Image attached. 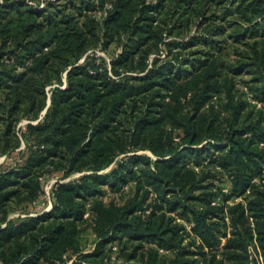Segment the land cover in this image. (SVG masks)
<instances>
[{
	"label": "trees",
	"instance_id": "obj_1",
	"mask_svg": "<svg viewBox=\"0 0 264 264\" xmlns=\"http://www.w3.org/2000/svg\"><path fill=\"white\" fill-rule=\"evenodd\" d=\"M24 117L0 264H264V0H0V156Z\"/></svg>",
	"mask_w": 264,
	"mask_h": 264
},
{
	"label": "rangeland",
	"instance_id": "obj_2",
	"mask_svg": "<svg viewBox=\"0 0 264 264\" xmlns=\"http://www.w3.org/2000/svg\"><path fill=\"white\" fill-rule=\"evenodd\" d=\"M108 6H111V4L108 3ZM105 10L106 9L97 10V11L93 12V14L96 15L97 19H102L103 17L106 16ZM90 52L92 54H96L98 56H104L108 61H110L112 53L118 52V47L114 43V44H111L109 49L106 50V48H103V46L100 44L94 50L93 49L90 50ZM163 56H165L164 53H163ZM84 59H85V57H83L81 59V62H83ZM231 59H232V57L230 55H227V57L225 58V61L229 62ZM67 73H68L67 70H65L63 72V79L65 80L64 86H65L66 79H67ZM241 77H243V79H247L250 76L243 75ZM57 84L58 83H54V84L49 85L47 87V91H48L49 95H51V87H54ZM240 85H243V84L240 83ZM50 100L51 99L49 98L48 102ZM220 101L222 102V101H224V99L219 98V97L218 98L215 97L213 99V102L216 104H218ZM252 103H255V101L252 100ZM50 104H51V102L48 103L47 107H49ZM45 110L46 109H44V111L42 112V115H44L47 112V110L46 111ZM38 121H39V119L34 120V119H30L28 117H24L20 120V122L18 123V125L16 127V133L20 137L22 144L17 149H15L14 151H10V152L5 153V154L0 156V170L6 169V168H12V167L18 166L20 163H22V161L24 160L25 154L27 152V148H28L27 143L25 141V138L23 136V130L26 129V125L28 123L32 122V123L36 124V123H38ZM142 152H146V151H142ZM80 174L81 173H74L70 177L64 179V181H68L72 178L78 177ZM59 180H60V175L51 176L48 179L46 178V180L44 182V192H43L44 199H41L39 202H36L35 204H32L33 206L32 205L27 206L28 202H23V204L20 206L19 213L15 214L14 216H16V218L18 215L21 217H29L28 216L29 213L27 212L26 209L37 211L38 208H41V209H39L40 211L34 212V213H39V212L43 213L44 211H46V209L51 208L52 207L51 201H52V198L54 196L55 185ZM222 185H223V182H222ZM132 188H133L132 185L129 184L127 186L125 192H123V193L111 192L109 197L110 196L112 197L114 195L113 197L115 198V200L117 202L123 203L130 198V195L132 194L131 193ZM225 191H226V189H225ZM107 198H108V196H107ZM105 200H106V196H105ZM232 200L233 199H231V203L233 202ZM24 205H26L28 208ZM178 221L186 223L182 218H178ZM80 233L82 236V243L85 246V250H87V251L93 250L95 247L96 235H95V233L91 227V221L90 220L80 224Z\"/></svg>",
	"mask_w": 264,
	"mask_h": 264
},
{
	"label": "crops",
	"instance_id": "obj_3",
	"mask_svg": "<svg viewBox=\"0 0 264 264\" xmlns=\"http://www.w3.org/2000/svg\"><path fill=\"white\" fill-rule=\"evenodd\" d=\"M34 204H35V203H34ZM32 206H33V205H32ZM39 209H41V208H38L37 211H35V210H28V211H29V215H30V216H38V215L43 214V213H45V212H47V211H50L52 208L46 209V211H44L43 213H42V212L34 213V212H38V211H40ZM19 211H20V210H16V211L12 212V213L10 214V216H11V217H16V216H14V215L17 214V213H19ZM18 216H19V215H18Z\"/></svg>",
	"mask_w": 264,
	"mask_h": 264
},
{
	"label": "built area",
	"instance_id": "obj_4",
	"mask_svg": "<svg viewBox=\"0 0 264 264\" xmlns=\"http://www.w3.org/2000/svg\"><path fill=\"white\" fill-rule=\"evenodd\" d=\"M226 191H228V189H227V188H226ZM51 203H52V205H51V206L53 207V200L51 201ZM213 203H216V201H214ZM52 207H51V208H52ZM189 227H190V226H189Z\"/></svg>",
	"mask_w": 264,
	"mask_h": 264
},
{
	"label": "water",
	"instance_id": "obj_5",
	"mask_svg": "<svg viewBox=\"0 0 264 264\" xmlns=\"http://www.w3.org/2000/svg\"><path fill=\"white\" fill-rule=\"evenodd\" d=\"M49 102H51V100H50ZM47 108H48V107H47ZM47 108H46V110H47ZM46 110H45V111H46Z\"/></svg>",
	"mask_w": 264,
	"mask_h": 264
}]
</instances>
